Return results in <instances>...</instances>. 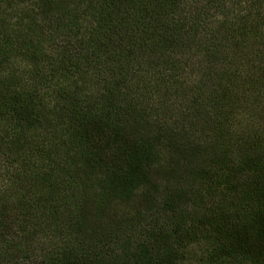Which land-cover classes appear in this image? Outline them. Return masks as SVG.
Returning a JSON list of instances; mask_svg holds the SVG:
<instances>
[{
  "label": "trees",
  "instance_id": "16d2710c",
  "mask_svg": "<svg viewBox=\"0 0 264 264\" xmlns=\"http://www.w3.org/2000/svg\"><path fill=\"white\" fill-rule=\"evenodd\" d=\"M264 264V0H0V264Z\"/></svg>",
  "mask_w": 264,
  "mask_h": 264
},
{
  "label": "rangeland",
  "instance_id": "374dc122",
  "mask_svg": "<svg viewBox=\"0 0 264 264\" xmlns=\"http://www.w3.org/2000/svg\"><path fill=\"white\" fill-rule=\"evenodd\" d=\"M191 253L195 255V257L191 258V260L185 261L182 264H202V259L204 258V248L200 246H194L191 249ZM202 257V259H200ZM215 264H250L249 261L242 258L241 256H232L223 258L221 261H218Z\"/></svg>",
  "mask_w": 264,
  "mask_h": 264
}]
</instances>
